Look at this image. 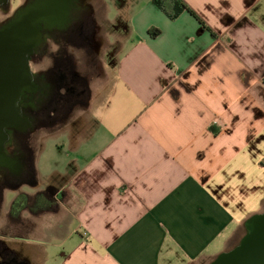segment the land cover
Instances as JSON below:
<instances>
[{"label": "crops", "instance_id": "crops-1", "mask_svg": "<svg viewBox=\"0 0 264 264\" xmlns=\"http://www.w3.org/2000/svg\"><path fill=\"white\" fill-rule=\"evenodd\" d=\"M102 1L124 30L106 91L2 192L0 264H212L264 208V0Z\"/></svg>", "mask_w": 264, "mask_h": 264}, {"label": "flooded vegetation", "instance_id": "flooded-vegetation-1", "mask_svg": "<svg viewBox=\"0 0 264 264\" xmlns=\"http://www.w3.org/2000/svg\"><path fill=\"white\" fill-rule=\"evenodd\" d=\"M35 2L36 0H24L17 8ZM48 2L51 4L55 2L54 10L49 16L56 19L50 24L42 25L41 42L32 52L30 59L49 56L52 65L36 74H28L24 67L19 66L11 76L17 73L19 77L21 76L17 90L21 93L16 95L14 92L11 94L8 92L1 100L3 113L0 116V187L5 185L14 188L25 183H35L34 152L30 146L33 131L47 125L62 123L70 117L77 106L89 104L92 94L91 80L87 71L82 73L79 70L75 52L85 51L86 64L92 63L93 66L95 63L91 62V53L100 46L97 35L105 33L107 28L111 29L110 27L115 31L119 28L118 20L104 25L105 18L98 15L96 4L101 6L106 4L99 0H52V2L48 0ZM9 7L10 0H5L0 4V11L7 13ZM50 43L56 47L55 50L50 49ZM31 82L36 87L32 95L27 92ZM31 102L32 108L29 105ZM16 159L19 160L18 170H15L14 166ZM44 192L48 199L54 198V188L49 187ZM39 194L37 192L34 197ZM37 199L34 201L30 199V203L38 205ZM258 214H264V208L256 215Z\"/></svg>", "mask_w": 264, "mask_h": 264}, {"label": "rangeland", "instance_id": "rangeland-1", "mask_svg": "<svg viewBox=\"0 0 264 264\" xmlns=\"http://www.w3.org/2000/svg\"><path fill=\"white\" fill-rule=\"evenodd\" d=\"M24 0H10V7L9 11L7 13H2L0 11V24L3 23L7 18H9L12 15V12L14 9H16L20 4L23 3ZM55 1V0H54ZM103 3L102 0H99ZM148 0H143L141 5H144L145 2ZM52 2V0H51ZM39 3L44 6L43 12H45L46 15H51L52 11L54 10L52 7L53 5L48 2V0H38L35 3L36 7H39ZM96 4V2H95ZM110 3L108 2V5ZM55 5V2H54ZM96 9L98 15L102 16L105 18L104 25H109L112 24L115 20H119L118 18H113L111 15H114V11L112 9H109V6H101L96 4ZM34 12H31L30 14L33 15ZM102 17H100L102 19ZM149 18L154 19L153 15H148ZM112 20V22L107 21ZM64 20V19H63ZM107 28L108 30L105 33L98 34L97 38L100 42V46L96 51H93L91 53L92 55V61L95 64L92 66L91 64L88 65L86 64V54L85 51L83 50H77L75 52V59L78 65L79 70L82 73L88 72V76L91 80L90 83V90L91 93H93V96H95L96 93H105L108 82H109V75L111 74L113 70V64L116 59V52L119 49L120 42L119 39L124 35V30H119L115 31V29ZM157 28V27H156ZM50 49L55 50L56 47L53 46V44L50 43ZM119 56V54H118ZM30 69L33 74H36L40 71H44L48 69L52 65V61L49 56H37V57H32L29 61ZM19 74L17 73L16 75H10L6 71L4 72V69L0 71V116L3 113L2 105H1V100L2 97L6 96L8 92L19 95L21 93L20 91L17 92L18 90V85H20L19 82ZM22 79V78H21ZM10 90V91H9ZM36 91V87L34 84H30L29 87L27 88V92L33 94V92ZM30 107L32 108L33 103H29ZM16 111V110H15ZM90 111V106H84V105H79L75 108V110L72 112L70 117L65 119L62 123L54 124V125H47L44 127H41L37 130H34L32 133V142L34 145L33 152H34V157L38 156V149H39V141L47 138L48 144L53 148L52 153H56L54 144L56 142H59L62 139H64L60 134L61 131L66 130L70 131L72 128V123L76 121H82L85 120L87 117V114ZM12 115V112L10 113ZM16 116V112H15ZM1 120V119H0ZM77 123V122H76ZM15 170H18V159L15 160ZM38 168V163L36 164ZM38 173V172H37ZM41 186V185H40ZM4 187V188H3ZM3 187H0V192H4L6 190L5 185ZM29 187L26 186L23 189L25 190H32L33 188L28 189ZM14 195V192L12 190H7L5 194V199L6 203L12 198Z\"/></svg>", "mask_w": 264, "mask_h": 264}, {"label": "water", "instance_id": "water-1", "mask_svg": "<svg viewBox=\"0 0 264 264\" xmlns=\"http://www.w3.org/2000/svg\"><path fill=\"white\" fill-rule=\"evenodd\" d=\"M3 2L5 0H0V4ZM35 3L17 8L9 19L0 24V71L4 69L11 75L22 66L28 74L32 73L29 61L41 42V27L56 19L43 12V5L39 3L36 7ZM52 5L54 9V3ZM247 229L241 242L222 253L212 264H264V214L252 216L247 221Z\"/></svg>", "mask_w": 264, "mask_h": 264}, {"label": "trees", "instance_id": "trees-1", "mask_svg": "<svg viewBox=\"0 0 264 264\" xmlns=\"http://www.w3.org/2000/svg\"><path fill=\"white\" fill-rule=\"evenodd\" d=\"M152 2L160 9L170 20H175L182 12L188 11L195 17V13L183 2L182 0H152ZM148 33L150 36L154 37L159 33V30L157 28H149ZM1 196V195H0ZM45 192L39 194L36 197H32L33 201L35 199L39 200L38 204L40 202H45ZM30 197H27L24 194H20L16 200L13 201L11 205V212L16 213L20 211L22 208V203L29 201Z\"/></svg>", "mask_w": 264, "mask_h": 264}]
</instances>
